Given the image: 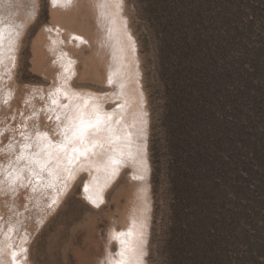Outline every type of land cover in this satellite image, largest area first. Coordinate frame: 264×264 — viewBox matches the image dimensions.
Segmentation results:
<instances>
[{"label":"rangeland","instance_id":"1","mask_svg":"<svg viewBox=\"0 0 264 264\" xmlns=\"http://www.w3.org/2000/svg\"><path fill=\"white\" fill-rule=\"evenodd\" d=\"M96 1L92 0L93 9L76 11L77 27H82L81 20L88 22L96 37L107 29L108 38L110 34L114 37L107 39L106 47L115 48L119 43L118 38L113 42L117 25L113 21L104 27L97 23L96 14H92L96 13ZM71 3L58 6L66 10L73 6ZM38 5L37 17L21 36L16 70L19 92L51 82L35 69L34 42L42 29L49 32L48 38L55 35L56 22L51 19L57 4L40 0ZM123 9L138 41L142 86L148 99L144 106L149 110L146 152L152 167L148 174L151 186L148 190L141 182L137 185L131 181L130 176L143 180L138 175L134 178L139 167L131 164L117 179L109 180L98 205L84 194L90 176L83 174L75 187L62 191L66 197L56 207L51 196L57 192L54 187L61 185L55 180L57 183L49 186L54 190L52 195L43 197L48 200L43 206L23 195L21 204L29 212L22 219L26 224L19 218L25 209L17 212L16 206L10 208L20 224L18 236L23 235L14 240L29 242L32 264H105L112 226L122 222L121 213L125 215L143 204L147 191L153 204L147 264H264V0H124ZM110 14L111 20L117 18ZM65 36L60 46L72 48L75 40ZM85 45L84 54L79 53L83 57L76 54L80 73L86 72V58L94 57V50ZM98 46L103 54L102 43ZM97 58L92 60V71L104 74ZM95 78L86 75L78 84L95 91L107 89ZM126 78L130 80L131 74ZM115 101L107 102L112 106ZM22 115L8 114L2 120L0 116V127L5 122L20 127ZM199 128L205 135L203 145L213 156L208 160L214 166L211 176L216 186L215 207L199 217L201 229L194 227L196 217L182 201L183 172L197 148L196 140L201 139ZM4 161L3 157L1 166ZM40 216L45 217L41 220Z\"/></svg>","mask_w":264,"mask_h":264},{"label":"bare ground","instance_id":"2","mask_svg":"<svg viewBox=\"0 0 264 264\" xmlns=\"http://www.w3.org/2000/svg\"><path fill=\"white\" fill-rule=\"evenodd\" d=\"M38 1L40 0H0V32L3 34V44L0 46V116L2 120L6 119L5 116L8 114L18 117L23 113L20 127L7 122L0 127V162L3 157L5 159L3 166L0 165L2 173V177H0V188H2V191L0 190V264H32L28 250L29 242L19 243L14 240L16 237L18 240L17 230L20 228V224L13 217L15 211L10 208L16 206L17 212L25 209L26 207L21 204L23 195L30 201L34 199V201L41 202L43 206V203L48 201L43 199L44 195L50 196L54 191L49 189L50 183L59 182L61 186L56 184L59 188L54 187L57 192L55 191V194L53 192L51 200H55L54 206L60 207L66 197L62 191H65L64 193L70 191L78 184L81 176L87 174L90 178L88 183L86 181L85 189L87 188V191L85 190L84 194L91 203L99 205L104 198L103 193L106 187L108 188L109 180L117 179L119 173L124 172L122 169H126L131 164H136L139 167L132 166L138 169L134 172V178L138 175L143 179L140 181L130 176L131 181L137 185L141 182L142 185H146L147 189L151 186L148 174L152 167L146 152L149 110L144 106L145 100L148 99L142 86L143 71L138 53V41L131 28L130 18L123 9L124 0H110L108 3H104V0H97V5L93 10L96 13H92V0H70V2L73 1L71 3L73 6L67 7L66 10L58 5L65 4V7L70 2L56 0L57 7L52 9L54 18L51 20L54 19V24L56 22L55 25L52 24L54 25L53 31H55L52 33L58 35L55 36L50 32L52 35L48 38L49 32L46 33L42 29L34 42L35 69L40 74L50 77L51 82L48 85L39 84L25 87L19 92L21 84L16 76L19 63L17 62L18 50L22 44V34L28 31L26 30L28 23L32 22L38 14L36 13L37 7L39 8ZM51 1L54 4V0ZM90 6L92 9L91 11L89 9V12L93 15L96 14L95 20L97 23L98 21L101 23V27L107 26V21H113V25L116 23L118 30L115 29V31L118 32V37L116 36L113 42L114 40L117 42L116 38H118L119 43L115 44V48H111V45L106 47L107 39L112 40L114 37L109 33L111 37L108 38L107 29H104L105 32L98 31L100 35L96 31L99 35L96 37L91 33L88 22L80 19L79 26L82 27H77L79 13L85 7L91 8ZM76 11L79 12L78 16H75ZM110 11L112 14L115 13L117 18L115 17L114 20H111V17L108 18L111 16V14L109 15ZM82 13L80 15H83ZM85 13L84 16H87L88 11ZM89 15L91 14L89 13ZM80 17L83 18V16ZM82 28L86 29L82 30ZM96 29L100 30V27ZM115 31L113 28V31L110 32L115 33ZM64 36L69 40L73 38L75 45L80 48H76L75 45L72 48V45L70 48L61 47L59 43ZM68 39L66 38V40ZM10 41L12 42L11 50H9ZM99 41L103 45L102 49L104 48L103 54L100 53L101 49L98 45L101 43ZM85 42L94 50V57H98L97 59L101 62L104 74L92 71L94 65L92 55L86 58V72H81V75L78 67L79 59L76 54L80 55L79 53L85 52L83 46L86 44ZM88 44L85 45L86 48ZM80 56L83 57V55ZM128 73L131 74L130 80L126 78ZM86 75L96 76L95 79L103 81L107 89L95 91L93 87L79 85L78 81L85 78ZM131 84L132 86H130ZM112 98H115L116 101L111 106L107 101ZM81 112L85 114L86 119L91 113L93 120L98 113L105 121L101 125V131L88 130L89 151L85 155L72 153L71 150L66 155L61 153L59 167L53 158L48 166L41 171L39 164L35 161L46 159L49 151L53 157L56 156L57 149L50 147V142L51 145L61 143L66 130L67 134L71 136L72 132L76 130L72 125L77 127L80 125L78 117ZM44 134H47L46 137ZM91 141L95 142L94 147L91 146ZM75 146L83 148V145L76 144ZM70 157L72 158L71 163L68 162ZM34 171L39 175H33ZM144 194L145 196H142L145 197L143 204L140 203L137 208L130 212L127 211L125 215L120 212L123 216L122 222L112 226L110 237L112 243L107 255V261L110 264H117L121 259L120 252L135 246L138 240L142 241V247L135 253L126 252L125 259L131 261V264H147L146 252H148L150 243L153 204L151 193L145 191ZM12 196L14 200L11 199ZM28 207L31 208V204ZM28 216L27 210L20 215V221L22 222V219ZM40 218L43 219L41 216ZM28 230L30 234L33 233L32 227ZM129 230L132 231V236L127 235ZM120 233L125 235L118 236ZM22 236L19 238L22 239ZM122 240L126 243L122 244Z\"/></svg>","mask_w":264,"mask_h":264},{"label":"trees","instance_id":"3","mask_svg":"<svg viewBox=\"0 0 264 264\" xmlns=\"http://www.w3.org/2000/svg\"><path fill=\"white\" fill-rule=\"evenodd\" d=\"M200 129H198V133L201 139L196 140L197 148L193 150L189 164L183 172L182 191L184 194H182V201L184 200V206L191 208L194 217H196L194 227L201 229L202 219L199 217L201 218L207 209L209 211L211 207H215L216 186L211 176L214 166L208 160V157L213 158V156L207 152L208 149L203 145V142H206L205 135L200 132Z\"/></svg>","mask_w":264,"mask_h":264},{"label":"snow or ice","instance_id":"4","mask_svg":"<svg viewBox=\"0 0 264 264\" xmlns=\"http://www.w3.org/2000/svg\"><path fill=\"white\" fill-rule=\"evenodd\" d=\"M56 2V0H54V3ZM66 2H70V0H66ZM3 44V34L2 32H0V46H2ZM12 47V42H9V50H11ZM55 102V101H54ZM87 104V101L85 102ZM95 111V109H94ZM92 114H88V118H85V114L83 112L80 113L78 119L80 121V125L79 127H77L76 125H72V127L76 130H74L72 132V135L69 136L67 134V130L65 131L64 135V139L61 143L56 144V145H51L50 142V147H55L57 149V154L55 157H53L51 151H49L47 153V158L44 159L43 161L37 159L35 161V163L39 164L41 171H43L49 164V162L55 158V160L57 161V167H59V163H60V154H67L69 152V150H71L72 153H78L79 155H85L88 151H89V138H88V130L89 129H94L95 132H99L101 131V125L105 123V121L103 120V118H101L99 116V114L97 113L95 115V119L93 120L92 118ZM45 137L47 134H44ZM76 144L79 145H83V148L81 147H77L75 146ZM91 146H95V142L91 141ZM69 163L72 162V158L70 157L68 160ZM33 175L38 176L39 173L37 172H33ZM87 191V188L85 189ZM98 206V205H97ZM125 235L124 233H120L118 234V236H123ZM128 236H132L133 233L131 230H129V232L127 233ZM122 244H125L126 241H121ZM142 247V241H137V243L135 244V246L131 247V248H126L125 250H122L120 252V257L121 259L117 262V264H131V261L126 260L125 259V255L126 252L128 251H132L133 253L139 251V249ZM142 254V253H141ZM15 257V253L13 254Z\"/></svg>","mask_w":264,"mask_h":264}]
</instances>
